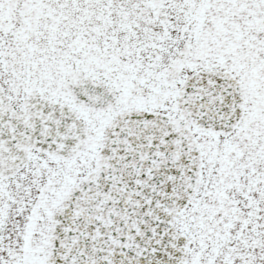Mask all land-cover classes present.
I'll return each instance as SVG.
<instances>
[{"label":"snow or ice","instance_id":"1","mask_svg":"<svg viewBox=\"0 0 264 264\" xmlns=\"http://www.w3.org/2000/svg\"><path fill=\"white\" fill-rule=\"evenodd\" d=\"M0 264H264V0H0Z\"/></svg>","mask_w":264,"mask_h":264}]
</instances>
